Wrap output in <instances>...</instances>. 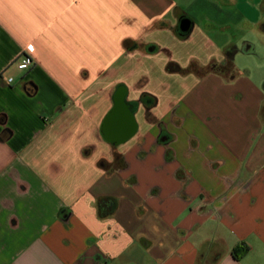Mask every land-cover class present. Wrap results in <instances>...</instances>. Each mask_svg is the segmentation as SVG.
I'll list each match as a JSON object with an SVG mask.
<instances>
[{
	"label": "crops",
	"instance_id": "crops-1",
	"mask_svg": "<svg viewBox=\"0 0 264 264\" xmlns=\"http://www.w3.org/2000/svg\"><path fill=\"white\" fill-rule=\"evenodd\" d=\"M256 31L264 0H0V264H264Z\"/></svg>",
	"mask_w": 264,
	"mask_h": 264
},
{
	"label": "trees",
	"instance_id": "trees-1",
	"mask_svg": "<svg viewBox=\"0 0 264 264\" xmlns=\"http://www.w3.org/2000/svg\"><path fill=\"white\" fill-rule=\"evenodd\" d=\"M235 54H236L235 48L227 49L226 50L227 62L223 63V64H218V63L213 62L207 67V71L223 75V76L227 77L228 79L234 78L236 76V69L234 68V64H233ZM168 70L170 72H181V68L175 64H169ZM163 137H165V136H163ZM107 200H109V199H103L100 203L101 216H107V214H108V213L104 214L102 211V207L106 203ZM111 200H114V203L116 202L115 199H111ZM246 250L247 249H242L241 251L246 252ZM233 254L236 257H238V255H239L238 248H236L234 250Z\"/></svg>",
	"mask_w": 264,
	"mask_h": 264
},
{
	"label": "rangeland",
	"instance_id": "rangeland-1",
	"mask_svg": "<svg viewBox=\"0 0 264 264\" xmlns=\"http://www.w3.org/2000/svg\"><path fill=\"white\" fill-rule=\"evenodd\" d=\"M258 31V30H257ZM255 32L254 35H250L247 39L246 42H250L251 44H253L254 46H256V54L254 55H243V57H248V59H251V61H254V63H252V71L253 73H256L257 70L255 69V64L258 66V64L256 63V60L259 62H262L261 60H258L259 54H261L262 50H263V46H264V41L262 39V37L258 34V32ZM240 36V34H236V38H238ZM243 42L240 43V45L242 46ZM239 62V61H238ZM264 63V62H263ZM260 70V69H259Z\"/></svg>",
	"mask_w": 264,
	"mask_h": 264
},
{
	"label": "built area",
	"instance_id": "built-area-1",
	"mask_svg": "<svg viewBox=\"0 0 264 264\" xmlns=\"http://www.w3.org/2000/svg\"><path fill=\"white\" fill-rule=\"evenodd\" d=\"M35 64V60L29 54H23L21 58L14 61V66L18 71L26 72L30 70ZM8 82L12 83L13 78L9 77Z\"/></svg>",
	"mask_w": 264,
	"mask_h": 264
},
{
	"label": "water",
	"instance_id": "water-1",
	"mask_svg": "<svg viewBox=\"0 0 264 264\" xmlns=\"http://www.w3.org/2000/svg\"><path fill=\"white\" fill-rule=\"evenodd\" d=\"M190 28H191V22H190V20L187 19V18L182 19L181 22H180V28H179L180 32L182 34H185V33L189 32ZM117 107L118 106L116 104V108Z\"/></svg>",
	"mask_w": 264,
	"mask_h": 264
}]
</instances>
